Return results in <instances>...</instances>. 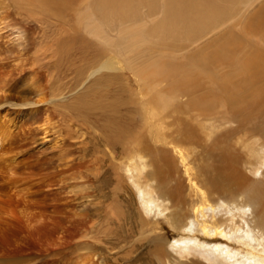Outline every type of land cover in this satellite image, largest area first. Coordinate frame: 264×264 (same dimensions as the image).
Returning a JSON list of instances; mask_svg holds the SVG:
<instances>
[{"label":"rangeland","instance_id":"obj_1","mask_svg":"<svg viewBox=\"0 0 264 264\" xmlns=\"http://www.w3.org/2000/svg\"><path fill=\"white\" fill-rule=\"evenodd\" d=\"M81 1L86 2L87 0H75L74 7L76 9L68 12L70 14L68 15L70 18L68 26L66 29L60 28L59 35L56 33L57 38H62V40L74 36V42L67 51V56L56 52L54 62H51L50 58H42L39 61L57 65V69L54 77H49L44 79L46 82L44 80L41 82L45 92L38 98L42 100L41 103H38L39 105L36 104L38 108L35 105L22 108L27 114L23 120L25 121L24 128L27 129L26 136L30 137L28 128L31 127V122L28 125L27 118H30L29 113L34 108L40 111L36 115L39 120L38 124L35 125L40 126L41 121L49 116L48 118L55 126L60 124L58 127L63 128L61 139L68 132L67 135L71 137L68 138L69 140L66 142L68 146L65 149H69L68 152L71 149L73 154L76 153L73 156H76L77 159L76 168L67 173L66 184V174L60 176L51 168L39 169L37 163L40 160L57 156L55 153L59 152V148L55 147V141L42 147H36L33 142L35 140L31 139L12 145H9L8 142L6 147L0 150L3 152H0L1 202H6L13 217H17L24 206H19L18 190L14 186V180L25 178L22 185L26 192L24 194L27 195L25 197L27 203H24L25 209L28 213L32 212L33 215H43L44 222L46 220V223L41 224L40 232L28 234V230L26 231L25 236L28 238L26 240L28 243L23 248L24 250L22 249L26 254L22 253L28 257V264H76L78 262L83 264L85 260L87 264H178L181 261L182 251L178 253L172 245L177 240H186V237L179 228L181 222L177 225L170 218V214L173 212L172 201L169 200L170 203L163 198L157 201L162 213L155 209L149 215L142 207V192L138 190L137 185L141 183L145 190L153 191L152 188L150 189L151 185L145 186L147 183L142 178L144 177L142 171L145 173L151 170L147 166L144 167L148 158L140 161L138 156L132 154L135 160H130L128 158V154L131 153L129 149L119 154V150H115L112 144L107 143L112 134L108 135L105 128L111 129L110 126L113 122L128 126L135 123L136 120L140 121L146 117L145 121L141 123L143 124L142 130H145V122L150 121V117L146 116V109V112L153 110L152 122L154 125L157 124L154 131L159 141H152L156 152L159 153L165 149L169 155L166 158L161 155L156 156L159 165L165 172L170 189L181 187L180 194L183 199L185 198L186 206L189 205L187 208L190 211L194 209V204H196L195 208L199 210L204 205L216 208L223 202L229 206L248 205L251 209V218L261 216L264 208L260 203L252 202L246 193L237 192V196H234L220 191L209 192L207 186L212 179H218L216 167L219 168L225 164V155L237 156L239 167L246 178L264 183V96L256 103L251 104L249 116H253L252 118L245 121L247 113H243L236 117L233 116L231 118L233 120L229 124L223 119L230 117L232 108L226 102L221 89L223 85L236 86L245 77L242 80L244 83L240 82L238 85L251 87L252 77L255 79V76L264 80V69L259 72L248 70L251 61L261 62L264 60V56L260 57L264 52V40L259 39V34H249L248 29H245L243 25L247 22L246 18L256 11L262 0H257L244 12L245 18L239 16L238 19L243 21L239 24L236 23L234 28L231 24L223 25L220 30L214 33L204 32L201 37L191 34L186 36L187 38L173 40L170 42V46L151 41L145 44L140 43L135 51L124 56H121L117 51L127 45L124 39H120V36L131 30L129 20H126L127 25L122 31H116L118 29L116 20L111 21L110 26L106 23L103 24L104 31L109 35L104 41L110 43L112 38L116 41L115 48L110 51L108 48H104L106 46L90 35V31L86 29L90 18L85 13L86 6L78 7L82 3ZM89 1L93 2V0ZM23 3L24 0H0V20L5 23L7 15H10L18 23V27H21L31 50L32 47L43 46L45 36L54 39L56 36L52 29L55 28L51 23L53 19L48 23L38 22V26H35V22L37 23L39 18H36L37 21L33 23L21 21V17L29 16L30 10V7H26L30 5ZM24 7L29 10L23 9ZM163 9L160 13L149 15L144 7L140 8L136 17V26L155 25L161 20ZM74 19L77 22V28L74 26ZM97 19L102 21L98 16ZM231 32L239 36L240 44L237 42V47L235 44L224 46L235 45L229 50L227 60L225 57H221L222 59L213 58L208 62L207 56H205L203 59H196L197 62L204 61L203 65L189 63L190 59L188 60V58L198 52L212 57L215 51H218V45H215L216 40ZM9 34H6L3 42L11 46L13 44L10 41L15 37L13 38ZM154 38L156 37L154 36ZM219 44L221 45V43ZM32 53L34 54L33 51ZM113 57H115L114 61L118 63L120 71L116 73L104 72L101 69L102 64L109 60L112 61ZM164 59L171 60L174 64L183 65L182 74L184 77L182 78L193 80V83L200 82L201 79V86L199 92L195 90V93L198 92L195 95H193L194 93H191L192 95L189 93L188 97V94L170 95L172 99L169 104L165 107H156L151 103L152 95L154 94L153 97L168 95L169 83L162 81L154 85L151 93L146 92L148 89L144 91L143 79L137 76L134 68H141L145 72H149L148 70ZM206 66L210 70H207ZM212 76L215 79L219 77L217 83L210 80ZM220 79L221 81L227 80L228 83L225 84ZM55 82L56 86L53 91ZM204 82L205 84H203ZM219 82L221 85L218 84ZM260 84L264 89V81ZM249 93L251 95V91ZM57 96H63L61 98L63 100L55 101L54 99H58ZM190 96L196 97L199 100L197 102H200L203 97L208 99L205 102L213 104L212 111L202 112L196 107L194 110L192 105L197 102L195 103L193 99L190 100ZM83 97H86L95 106L89 109H78V102ZM192 101L193 104L188 106ZM111 104L114 105L111 106ZM110 107L116 108L119 112L116 115L118 118L121 116L123 122L114 118L108 119L113 116ZM181 107H185V109L183 110ZM187 124L196 129L197 143L175 144V141L181 137L180 129ZM256 127L257 129L254 131L253 129ZM13 130L15 129L13 128ZM19 131L16 129L14 135ZM39 136L40 138L44 137L41 134ZM56 136L54 133H50L45 141L54 139ZM88 140L90 143L87 145L88 150L85 151V142ZM51 148L52 152H50ZM165 159L175 162L172 169L165 164ZM12 172L15 173L12 174ZM70 174H76V178L69 180ZM82 175L83 177L79 178ZM161 183L164 184L162 181ZM69 184L73 188L69 189ZM59 185H61V189ZM155 185L153 183V186ZM246 185L250 184L246 182ZM154 195L156 196V194ZM15 222L17 219L12 222L13 224L11 223L12 229H16L18 225V222ZM34 225H36L33 226L34 228H38L40 224ZM194 230V235L199 238L204 237V232L199 231L201 227L197 230L198 233L195 228ZM228 244L242 249L240 245L237 246L231 242ZM80 246H85L87 249H78ZM18 254L20 255V253ZM197 261L202 262L199 258ZM184 262L186 261L184 260Z\"/></svg>","mask_w":264,"mask_h":264},{"label":"bare ground","instance_id":"obj_2","mask_svg":"<svg viewBox=\"0 0 264 264\" xmlns=\"http://www.w3.org/2000/svg\"><path fill=\"white\" fill-rule=\"evenodd\" d=\"M256 1L257 0H93V2H90L87 0L86 2L81 1L82 3L78 7L83 8L86 6L85 13L88 14L90 18L86 29L90 31V35L106 46H103L104 48H108L110 51L115 48L116 41L114 38L111 39L110 43L104 41L109 37V35L104 31L103 24L106 23L110 26L111 21L116 20V25L118 26L116 31H122L127 25L126 20H129L131 30L124 32L120 36V39H124L127 45L123 49L117 51L121 56H124L127 53L135 51V48L140 43L145 44L151 41L160 42L162 45L170 46L169 44L171 41L187 38L186 36L191 34L195 36L199 35V37H201L204 32L214 33L220 30L223 25L229 24H231L232 28H234L236 23L239 24L243 21L238 19L239 16L245 18L244 12L248 10V8ZM24 3L30 5L26 6L30 7V10L25 7L23 8L29 10V16L21 17L20 20L33 23L37 21L36 18H39L37 23L35 22V26H38V22H42L43 24L48 23L49 20L53 19L51 23L54 24L55 29H52V32L55 36L56 33L59 35V32L61 31L60 28L66 29L68 26V19H70L68 17V15H70L68 12L76 9V7H74L75 0H24ZM142 7L149 12V15L160 13L162 8H164L161 20L155 25L149 27H142L140 25L136 26V17ZM97 16L103 22L99 21ZM246 19L247 22L243 25L245 29H248V33L253 35L259 34V39L264 40V0L261 1L256 11L251 13ZM74 21V26L77 28V22L75 19ZM5 33H10L9 35H11V37H15L14 40L10 41L13 45L8 46L3 42L7 36ZM154 36L156 38H154ZM73 38L74 36L67 37L62 40V38H57V36L54 39H51V37L47 38L45 36L43 38L45 39V44L43 46L31 48L34 52L33 54L29 49L30 47L27 39L24 38V32L21 30V27H18V23L15 22L10 15H7V21L5 23H2L0 20V150H3L8 142L9 145H12L14 143H23L24 140L31 139L35 140L33 142L36 144V147H42L47 143L55 141V147L57 146V148H59V152L55 153L57 156L55 157L51 154L52 157L45 160L42 159L43 161L40 160L37 164L39 165V169L51 168L60 176L66 174V177L68 172L73 171L74 168H76L75 165L77 163V159L75 158L76 156L73 157L76 153L74 152L73 154L71 149L70 152H68L69 149H65V147L68 146L66 142H68V138L71 136L67 135V132L61 139L60 137L63 136V128L60 127V129L58 127L60 124L58 125V123V126H55L48 118L49 116L41 121L42 123L40 126L35 125L38 124L39 121L36 117L39 110L35 108L33 110L30 108L31 111L30 113L28 112L30 114V118H27V124L31 122V127L28 128L30 137L26 136L27 129L24 128L25 121L23 120L27 114H25V110L22 108H29L34 105L37 106L36 104L42 101L41 98L38 99L43 96L45 92V89H43L44 87L41 86V82L49 77H54L55 70L57 69V65L54 66L51 64L41 63L39 61L42 58H50V61L54 62L56 52L63 56H67V51H69L71 44L74 42ZM239 41V36L233 32L228 33L216 40L215 45H218V51H215L212 57H209L205 53L198 52L194 56H190V58H188V60L190 59L189 63L191 62L192 65H203L202 63L204 61L201 63V61L197 62L196 59H203L205 56H207L208 62L212 61L213 58L220 59L221 57H225L227 60L229 50L234 48ZM219 43H221V45ZM228 44L235 45H232L233 47H224ZM45 47L48 48L43 49ZM263 54L264 52H262L260 57L264 56ZM114 59L115 57L112 58V61L109 60L108 62L102 64L101 69L104 72H119L120 69L118 63L114 61ZM129 62L132 64L131 61ZM182 67L183 65L174 64L173 61L164 59L159 64L154 65L150 70H148L149 72H145L141 68H134L137 76L143 79L142 87L145 89L144 91L148 89L146 92L151 93L154 85L161 83L162 81H167L169 83V94L155 95V97H153V94L151 98L152 105H155L156 107H165L172 99L170 95L177 96L179 94L180 96L181 94H188V97L189 93H194L193 95H195L199 92L201 79L200 82L197 81L199 79H195L197 82L194 83L193 80H185L182 78L184 77L182 74ZM208 69L209 68L207 67V70ZM261 69H264V60L261 62L251 61L250 69L248 70L250 72H259ZM252 78V85H250L251 87L249 88L241 86L242 84L238 85L244 79L240 80L236 86L222 84V93L225 96L226 102L232 108L230 111V117H228V119H223L227 123L231 124L230 122L233 120L231 119L233 116L236 117L237 115H242L243 113H247V115H245V121H247L248 118L253 117L249 116V112H251V104L256 103L264 96V89L260 84L264 80L259 79L258 76H255V79L254 77ZM217 79H219V77ZM217 79L213 78V76L210 77L212 82L216 81L217 83ZM226 81L222 80L221 82L227 84L228 82ZM56 82L54 83L53 91L55 90ZM242 83H244V81ZM245 83L247 82L245 81ZM203 84H205V82ZM195 90L198 92L195 93ZM248 90L251 91V95ZM57 97L58 99H54L55 101L63 100L61 99L63 96ZM199 97L202 98V96ZM36 98L37 100H35ZM192 99L195 103L198 100L193 96L190 100ZM207 100L208 99L203 97L200 102H197V104L194 103L195 105H192V101L189 102L191 104L188 106L192 105L194 110L197 108L202 112L208 113L209 111H212L213 104L205 102ZM51 101L54 102L53 99H51ZM78 103V109H89L95 106L86 97H83ZM113 105L114 104H111V106ZM110 109L113 116L108 117V119L114 118L122 121L123 118L121 116L118 118L116 115L119 113L116 108L110 107ZM182 109L184 110L185 107ZM146 111L147 109L145 110V113L146 116L150 117V121L145 122V130H142L143 124L141 123L145 121L146 117L142 118L140 121L136 120L135 123H131L128 126H123L118 122H113L110 126L111 129L108 127L105 128L108 135L109 133L112 134L108 138L107 143L112 144L115 150H119V154H122L124 153V150L129 149L131 153L128 154V158L130 160H135V157H133L132 154L138 156L140 161L144 158H148L144 167L147 166L151 168V170L145 173L142 171V175L144 174V177L142 178L145 180V183H147L145 186L148 187V185H151L152 187L150 186V189L152 188L153 191L145 190L144 187L141 186L143 185L141 183L137 185L138 190L142 192V207L147 214L151 213L155 209H158V211L162 213L157 201L160 198L172 201L173 212L170 214V218L173 219L177 225L181 222L179 228L183 231V235L186 237V240H177L172 245L173 249L177 250L178 253L180 251L183 253V255H181V261L178 262V264H264V212L261 216L251 218V209H249L248 205L236 204L229 206L225 205L223 202H221V205L216 208L204 205L200 207L199 210L195 208L196 204H194V209L190 211V209L187 208L189 205L186 206L187 202H185V198L183 199L180 194L181 187L179 186L178 189L175 188L171 190L169 187L170 183H167V179L164 174L165 172L159 165L158 158L156 156L161 155L166 158L169 155L166 153L165 149H162L163 151L159 153L156 152V148L152 141H159L156 132L154 131L157 124L154 125L152 122L154 113L153 110L150 112ZM189 126L187 124V126L180 129L179 133L181 137L175 141V144L185 145L189 143H197L196 129L194 126ZM13 128L15 130L19 129L20 131L14 135L15 130H13ZM256 129L257 127L253 130L255 131ZM231 132L228 133L230 134ZM50 133H54L57 136L56 138L49 139V141L46 142L45 140L48 139ZM39 134L44 137L40 138ZM85 137L87 138L88 135ZM86 138L83 139L85 140ZM72 143L73 142L71 141V144ZM89 143V140L88 142H85V151L88 150L87 145ZM51 150L53 149L51 148L50 152H52ZM164 162L170 166L171 169L173 165H175V162H169L166 159ZM224 162V165L219 168L216 167V175L218 179H212L210 184L207 186V190L209 192L220 191L230 193L234 196H237V192H243L248 195V198H250L252 202H258L264 208V183L252 181L246 178L244 173H242V169L239 167L236 155H225ZM62 167L63 169H61ZM1 171L0 167V172ZM14 173L15 172H12V174ZM75 176L76 174H70L69 180L75 179ZM82 177L83 175L79 178ZM23 179L21 177L18 178V180H14V186L18 190L17 196L19 206H24L21 210L19 209L20 212L17 211L19 212L18 215L16 213L17 217H13L8 204L6 202L2 203L0 200V264H28L29 259L25 256L26 253L22 251V249L26 246V243H28L26 241L28 238L25 236L26 231L28 230V234L36 231L38 233L40 232V229H42L40 227L41 224L44 222L43 215H33L31 214L32 212L28 213L25 209L24 203H27L25 199L27 195L25 196L24 194L26 192H24L25 188L22 186L24 184ZM248 180L252 182H249ZM66 181H68V177L65 180V184ZM161 181L164 184H162ZM152 182L156 185L153 186ZM246 182L250 185H246ZM59 186L61 189V185ZM65 186L67 187V185ZM71 187L73 188V186L69 184L68 188L70 189ZM153 193L156 194V196ZM36 213L38 214V212ZM13 219H17L18 222V225L16 224L17 227L13 225L16 229L11 228V225L13 224L12 222L14 221ZM199 222H201L200 225ZM44 223H46V220ZM34 224H40L38 226V228H40H34L33 226H36ZM199 227H201V230H199ZM43 228H45V226H43ZM194 228L196 231H203L204 237L199 238V236L194 235ZM229 242L234 243L237 246L240 245L242 249L229 245ZM85 248V246H80L78 249ZM18 253H20V255ZM198 258L201 259L202 262L197 261ZM184 260L186 262H184ZM188 260L189 262H187ZM76 264H82V262H78ZM83 264H87V261H83Z\"/></svg>","mask_w":264,"mask_h":264}]
</instances>
